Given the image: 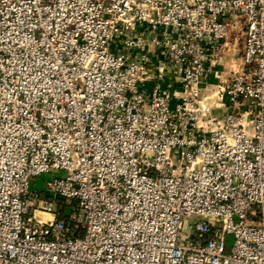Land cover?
Returning a JSON list of instances; mask_svg holds the SVG:
<instances>
[{
    "label": "built area",
    "instance_id": "built-area-1",
    "mask_svg": "<svg viewBox=\"0 0 264 264\" xmlns=\"http://www.w3.org/2000/svg\"><path fill=\"white\" fill-rule=\"evenodd\" d=\"M0 264H264V0H0Z\"/></svg>",
    "mask_w": 264,
    "mask_h": 264
},
{
    "label": "rangeland",
    "instance_id": "rangeland-1",
    "mask_svg": "<svg viewBox=\"0 0 264 264\" xmlns=\"http://www.w3.org/2000/svg\"><path fill=\"white\" fill-rule=\"evenodd\" d=\"M244 18L242 22L244 23ZM229 28L232 24V21L229 19ZM232 28V27H231ZM241 48H242V33L241 29L238 26H234L233 29H229V34L224 41L219 57V61H216L213 65L216 71H210L202 80L201 86L203 87V95H210L216 93L219 89V85L223 82L230 80L234 72L241 68ZM224 51V52H223ZM178 89V88H175ZM215 100V97H212L210 101ZM226 100V98H225ZM57 175L54 171L42 172L37 176L30 178L29 189L31 191H38L43 193L45 189V183ZM226 247L224 252L228 253L234 242V235L228 233L225 235Z\"/></svg>",
    "mask_w": 264,
    "mask_h": 264
},
{
    "label": "crops",
    "instance_id": "crops-1",
    "mask_svg": "<svg viewBox=\"0 0 264 264\" xmlns=\"http://www.w3.org/2000/svg\"><path fill=\"white\" fill-rule=\"evenodd\" d=\"M218 58L220 59L221 57H218ZM219 59L217 61H219ZM214 69H215V67H214ZM172 78H173V76H172L171 72L167 71L166 75H165V79H163L161 81L162 86L164 88H168L169 87V90H171V91L175 90V88H179V86L177 85L176 81L173 80Z\"/></svg>",
    "mask_w": 264,
    "mask_h": 264
}]
</instances>
